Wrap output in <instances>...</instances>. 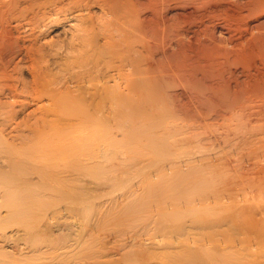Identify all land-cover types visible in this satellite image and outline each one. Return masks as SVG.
<instances>
[{
    "label": "bare ground",
    "instance_id": "1",
    "mask_svg": "<svg viewBox=\"0 0 264 264\" xmlns=\"http://www.w3.org/2000/svg\"><path fill=\"white\" fill-rule=\"evenodd\" d=\"M150 2L0 0V264H264V73L248 70L241 89L213 72L207 101L218 120L195 121L193 152H165L170 109L147 74L171 53L147 38L168 19L145 14ZM259 39L240 49L254 58ZM220 51L213 63L229 64L233 53ZM88 114L155 119L156 183L114 182L138 135L97 115L92 127H67Z\"/></svg>",
    "mask_w": 264,
    "mask_h": 264
},
{
    "label": "rangeland",
    "instance_id": "2",
    "mask_svg": "<svg viewBox=\"0 0 264 264\" xmlns=\"http://www.w3.org/2000/svg\"><path fill=\"white\" fill-rule=\"evenodd\" d=\"M243 2L244 5H246V2L249 3L248 0H212L209 2H206L205 0H172L167 2V4H162L160 0H151L149 5H146L147 8L145 14L151 15L152 10L154 9L157 16H164L168 19L165 28L159 30L156 35L149 37V39L147 38V40L150 41L149 46L152 47L153 50L158 52L167 51L171 53V55L168 59L162 62H157L156 60L155 62L152 61L148 66L147 76L152 81L164 84V95L166 96L170 110L166 115L168 127L166 136L168 135L169 139L168 141H163L165 145L166 143H169L170 145L165 147L164 144L160 143L161 140H158L160 133H155V131H157L154 126L156 123L155 119L152 124L154 127H151L150 123L147 125L145 119L147 116L146 114L136 115L134 122H129V124L125 125L124 120L127 118V115L105 114L100 116L98 114H88L84 118L89 117V122H84L83 116H81L79 117L81 120L73 118L75 121L67 126L92 127L93 123H91V119H95L97 115V117L102 120H110V127L128 129L131 133H136L138 135V142L132 146L131 150L128 149L126 158H120L118 162H115L114 164L113 177L115 183L126 181L128 178V184H135L136 182L140 187V191H143L144 184H147L154 179L152 174L159 172V170H154V167L160 162L159 160H161L160 158H162V156L153 154L154 152L150 147L151 144H148L147 139L149 133L155 147L161 144V146H163L161 148L164 149L165 152H173V150H190L193 152V127L195 126V121L199 120L201 121V124H204V122L208 123L215 119L218 120L215 114H210L207 101L209 94L207 86L213 81V72L220 74L222 70L223 72L225 70V77L227 76L226 79L231 80V85L234 86L235 82L238 83L240 81L239 84L241 89H243L248 81L247 79H249V77H247L248 70L253 72L254 75V71L258 68L263 72L257 69L260 74H257L256 71L255 75H262L261 77H263V74L261 73H264V67H259L260 63H262L260 62V58L262 57H258L260 60L257 58V56L264 53L262 47L260 50L258 49L260 46H255L259 52L263 50V53L261 52L260 54L256 50L255 53L258 55L254 54V58L246 53L247 50H243L245 48H240L244 46L245 40L250 34L253 33L255 36H258V39L264 35V0H258V6H252L253 4H249L248 7H246L247 5H242ZM238 6H244V8L239 9ZM137 8H140V6ZM243 33L245 34L243 35ZM211 37L215 38L212 39ZM262 37L264 38V36ZM207 38L209 39L207 40ZM210 38L212 41L216 39L214 41L216 43L218 42V45L216 44L217 46H215V48H213L214 44L212 45V42H209ZM261 40L262 38L258 40L256 45H263L264 39ZM198 41L201 43H205L206 41L207 46H198L197 43H195ZM230 41H233V43L240 42L238 43L240 45L235 44L233 46V43L231 44ZM210 44L212 46H209ZM219 45L222 48L221 51ZM228 46L231 48H228ZM233 47H236L234 48L235 50ZM237 47H239L238 52ZM230 49L233 50L230 51ZM216 51H220V53H222V51L223 53L228 52L229 54L232 52L233 54H231V57L229 55L230 59L232 58L230 62L234 60L232 65L229 62L230 66H228V61H224L227 65H223V60L221 63H217L216 61L213 63L212 52L215 53ZM235 52L241 53L239 55ZM243 54L244 56L246 55L245 57L248 61L251 59V61H249L250 64L251 62H254L251 64V69L248 68L250 65L247 63L248 61H246L244 56L246 62L243 60V65L238 64L239 62H242L241 58L243 59V57H241V55ZM233 56L235 58L237 57L236 59L238 61H241L237 62L236 59H233ZM263 58L262 60L264 61ZM254 60L257 62V65H255ZM235 61L237 64H235ZM246 63L248 67H245ZM253 65L257 67H253ZM228 72L230 73L228 74ZM243 79L246 81H243ZM102 82L103 81L100 80L97 83L101 84ZM189 135H191L190 138H185ZM174 139L178 141L176 142ZM187 158L188 157H182L181 159ZM141 159H143V163L137 164V161ZM185 175H187V182L189 183L185 188L192 190L193 174L188 175L185 173ZM132 176H134V179H131ZM154 182L156 183L155 179ZM173 186L174 183L172 180V186L170 188L172 191L175 190ZM118 192L119 191L116 193ZM116 228L118 229V226H116ZM103 232L104 231H99L96 236L101 233L103 234ZM100 239L104 240L105 238L103 239V235H101ZM23 262H26L25 264H31L34 260L28 259L27 261L23 260Z\"/></svg>",
    "mask_w": 264,
    "mask_h": 264
}]
</instances>
